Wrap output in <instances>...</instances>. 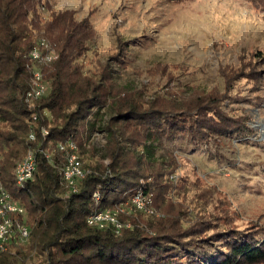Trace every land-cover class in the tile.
Here are the masks:
<instances>
[{
    "label": "trees",
    "instance_id": "trees-1",
    "mask_svg": "<svg viewBox=\"0 0 264 264\" xmlns=\"http://www.w3.org/2000/svg\"><path fill=\"white\" fill-rule=\"evenodd\" d=\"M49 3L0 0V182L25 206L30 228L27 241L0 250V264L264 263V237L209 218L182 219L172 211L154 217L136 210L118 212L120 231L111 223L88 224L93 212L120 209L138 191L163 209L174 187L168 178L174 168L153 160L150 147L180 135L208 140L223 130L226 115L214 98L188 100L170 89L150 97L146 86L117 84L109 61H99L95 71L85 70L80 59L95 40L91 19L78 20L73 10ZM42 9L48 10V17ZM41 39H47L58 56L41 65L46 94L27 100L30 51ZM123 58L114 57L120 63ZM101 115L106 118L100 120ZM96 130L107 136L105 153L88 162L85 158L96 155L90 143ZM68 139L78 144L87 169L76 191L64 181L65 158L57 147ZM30 148L42 151H37L33 179L21 186L15 167Z\"/></svg>",
    "mask_w": 264,
    "mask_h": 264
},
{
    "label": "rangeland",
    "instance_id": "rangeland-1",
    "mask_svg": "<svg viewBox=\"0 0 264 264\" xmlns=\"http://www.w3.org/2000/svg\"><path fill=\"white\" fill-rule=\"evenodd\" d=\"M45 1L91 19L95 40L80 59L85 70L109 61L117 84L146 86L150 97L170 89L188 100L214 98L226 115L208 140L180 135L150 147L153 160L174 168V187L163 209L152 197L146 214L209 218L264 237V0ZM106 141L93 132L96 155L85 160H98Z\"/></svg>",
    "mask_w": 264,
    "mask_h": 264
},
{
    "label": "built area",
    "instance_id": "built-area-1",
    "mask_svg": "<svg viewBox=\"0 0 264 264\" xmlns=\"http://www.w3.org/2000/svg\"><path fill=\"white\" fill-rule=\"evenodd\" d=\"M57 51L47 39H41L30 51L32 64V85L27 91V100H35L43 97L47 92V81L45 80L42 64H48L57 58ZM36 118V116H34ZM47 135V130L43 129ZM30 138L34 139V132L30 133ZM58 150L64 155L65 164L62 169L64 181L72 187L73 191L77 189V183L86 174L83 162L78 153V144L74 140L60 142ZM37 151L41 149L30 148L25 157L18 162L15 167V178L18 185H25L34 177L37 167ZM46 156L50 158L47 153ZM98 197V194L95 193ZM151 199L142 191H138L131 199V202L125 203L120 209H100L93 212L87 218L90 225L104 227L109 223L116 226L117 231L123 227L118 220V212L131 213L136 210L150 212ZM27 210L23 204L14 199L9 190L0 182V250L4 251L14 242L26 241L30 236V228L27 224ZM130 226V224H126Z\"/></svg>",
    "mask_w": 264,
    "mask_h": 264
}]
</instances>
